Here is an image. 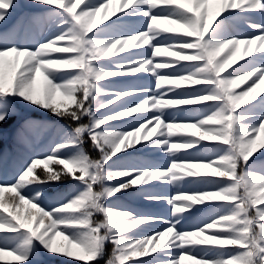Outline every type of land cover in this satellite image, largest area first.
Returning a JSON list of instances; mask_svg holds the SVG:
<instances>
[{"label":"snow or ice","instance_id":"1","mask_svg":"<svg viewBox=\"0 0 264 264\" xmlns=\"http://www.w3.org/2000/svg\"><path fill=\"white\" fill-rule=\"evenodd\" d=\"M113 2L0 0V138L17 121L0 151V257L264 264V0H214L211 17L209 0H119L97 27ZM257 40L259 55L221 75ZM162 49L177 59L155 60Z\"/></svg>","mask_w":264,"mask_h":264},{"label":"trees","instance_id":"2","mask_svg":"<svg viewBox=\"0 0 264 264\" xmlns=\"http://www.w3.org/2000/svg\"><path fill=\"white\" fill-rule=\"evenodd\" d=\"M21 3H24V0H20ZM180 2L182 4H184L185 7H192V4L190 3V0H180ZM79 7H83V5H80ZM79 7L77 8V11H79ZM120 7V3L119 0H114L113 4L110 5V7L101 12L96 18V24L97 27L102 26L100 24V20L104 17H111V13L113 10H117ZM218 9V5L214 2V0H209V3L206 6V11L208 13V15L211 17L213 16L216 11ZM126 10H130V9H126ZM18 11H29V9H20ZM2 23V22H0ZM162 28H168L171 29L172 31L169 33H165L166 35H180L182 34L185 30L181 27H179L178 25H174V24H168V23H162L161 24ZM95 30V29H94ZM260 41L257 40L255 43L251 44V45H240L238 50L232 55L231 58V62L229 67L226 69V71L224 73H222L221 75H226L228 71H231L233 68L238 67L240 64H243L246 60H250L252 59L254 56H257L259 54V52L256 51V49L258 47H260ZM171 50H163L161 52V57L163 58V60H176L177 57L173 56L170 54ZM187 51V50H185ZM249 53H251L249 55ZM228 55V50H225L224 52H222L220 54L219 57H217V59H224L226 56ZM243 61V63H242ZM187 61H180V63H186ZM166 71H170L169 69ZM166 71H160V72H166ZM11 69L6 67L5 68V76L6 78L8 77V75H10ZM250 79H248L247 81L241 83L239 88L234 89V91L239 92L241 91L243 88H246L247 85L251 82H249ZM183 86H187V82H184ZM38 90H42L44 88V81L43 79H39L37 81V85H36ZM258 98L260 96H264V83H260V86L256 89V93H255ZM62 98L61 97H57V101L59 102ZM247 105H244L243 107H246ZM242 110V109H241ZM51 115V114H49ZM137 115H139V113H137ZM33 118H39V114H33ZM132 117H127L125 119H131ZM17 123L16 119L13 118L11 120H9L6 124L3 125V130L5 132L4 137L0 138V151H13L14 150V143L12 140V131H13V127L14 125ZM151 127H153V125H148L146 128L142 129L140 131V133L138 134L140 137L144 136L146 134V132L148 131V129H150ZM160 129H157V132L153 135V139L156 138V136L159 134ZM185 131L188 132H193L195 133V137L194 138H199L201 132L203 131L202 129H186ZM175 139V138H174ZM202 143H217L218 141L215 140L214 138H212L211 136H207L203 141H201ZM264 142V133L260 134V139L258 140V144ZM185 151H190V150H185V149H179L178 152L183 153ZM45 167H47L48 169H56V168H61L63 167V165H60L59 163L53 161L50 162L48 165H40L38 167V171L39 170H43ZM194 171H200V172H208L211 173L212 169H208V168H199V169H193ZM181 174H183V169L180 170ZM169 192L172 195H175L176 192L175 190L171 189V186H169ZM8 194L10 193H5V199L8 198ZM11 195V194H10ZM183 202H177V204H181ZM165 207H170V206H165ZM194 207H202V205L196 204L194 205ZM156 211H163V209H156ZM29 214H35V209L29 208L27 205H24L21 209H20V215L21 216H28ZM38 218V217H37ZM48 222L45 221V224H47ZM34 226H35V222H34ZM166 240L168 239L167 237L165 238ZM57 242L59 244H66V241H63L62 238H57ZM72 251L74 253H78L79 250L76 248H73ZM60 259H65V258H57V264L58 261ZM0 264H17V262L14 260L13 257L5 255L3 257H0ZM69 264H84V262L82 261H69ZM184 264H192L191 261H185Z\"/></svg>","mask_w":264,"mask_h":264},{"label":"rangeland","instance_id":"3","mask_svg":"<svg viewBox=\"0 0 264 264\" xmlns=\"http://www.w3.org/2000/svg\"><path fill=\"white\" fill-rule=\"evenodd\" d=\"M8 198L10 197V194H8V196H7ZM8 198H6L5 200H6V202H7V200H8Z\"/></svg>","mask_w":264,"mask_h":264}]
</instances>
